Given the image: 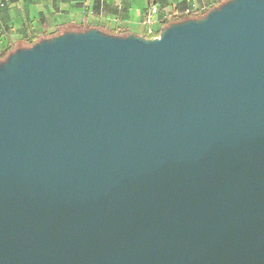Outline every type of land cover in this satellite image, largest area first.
Instances as JSON below:
<instances>
[{"label": "water", "instance_id": "obj_1", "mask_svg": "<svg viewBox=\"0 0 264 264\" xmlns=\"http://www.w3.org/2000/svg\"><path fill=\"white\" fill-rule=\"evenodd\" d=\"M0 264H264V0L10 53Z\"/></svg>", "mask_w": 264, "mask_h": 264}, {"label": "crops", "instance_id": "obj_2", "mask_svg": "<svg viewBox=\"0 0 264 264\" xmlns=\"http://www.w3.org/2000/svg\"><path fill=\"white\" fill-rule=\"evenodd\" d=\"M192 2L187 8L200 3ZM158 8L160 17L182 10L177 5ZM149 9L148 0H10L8 7L0 11V53L14 43H35L61 30L96 28L114 35L132 33L152 39L164 28V22L149 35L143 24Z\"/></svg>", "mask_w": 264, "mask_h": 264}, {"label": "built area", "instance_id": "obj_3", "mask_svg": "<svg viewBox=\"0 0 264 264\" xmlns=\"http://www.w3.org/2000/svg\"><path fill=\"white\" fill-rule=\"evenodd\" d=\"M9 1L10 0H0V11L5 10L8 7ZM205 10H207V8L194 5L191 8H186L185 10H176L175 12L165 13L160 17V10L158 6L151 4L143 24L147 28L148 34L153 35L155 27L161 22L171 21V19H174L175 17H186L193 13H203Z\"/></svg>", "mask_w": 264, "mask_h": 264}, {"label": "rangeland", "instance_id": "obj_4", "mask_svg": "<svg viewBox=\"0 0 264 264\" xmlns=\"http://www.w3.org/2000/svg\"><path fill=\"white\" fill-rule=\"evenodd\" d=\"M147 1V0H146ZM193 0H148V5H155V6H158V7H160V8H162V9H165V8H167V7H171V6H178V7H180V6H183V5H185L186 3H187V5L189 4H192L193 2H192ZM219 1H221V0H199V6L200 7H202V8H207L208 9V6H210V5H212L214 2H219ZM229 1V0H228ZM228 1H226V2H228ZM225 2V3H226ZM205 11H207V10H205ZM204 11V12H205ZM211 11V10H210ZM209 12V11H208ZM207 12V13H208ZM206 13V14H207ZM172 20H174V19H171V22H172ZM173 23V22H172ZM64 30H61V32H63ZM142 34L143 35H146V33L144 32V29H142ZM50 38H51V36H49ZM42 39H44L43 37H41L40 39H38L36 42H39L40 40H42ZM35 42V43H36ZM35 43H29V42H26V43H24V44H22V43H20V44H18V43H14V44H12L10 47H8L7 48V50H5L4 51V53L5 54H7V56L10 54V53H12V52H14V50H16V49H18L19 47H21V46H24V47H30V46H32L33 44H35ZM14 48V50H12ZM1 54V53H0ZM4 58V57H3ZM3 58H0V63H2L3 61H5V58L3 59Z\"/></svg>", "mask_w": 264, "mask_h": 264}, {"label": "trees", "instance_id": "obj_5", "mask_svg": "<svg viewBox=\"0 0 264 264\" xmlns=\"http://www.w3.org/2000/svg\"><path fill=\"white\" fill-rule=\"evenodd\" d=\"M226 1H228V0H221V1H219V2H214L212 5H210V6L208 7L207 11H205V12H203V13H193V14H191V15H189V16H186V17H175L174 20H172V22L175 23V22H180V21L189 20V19L202 18V17H204V16L206 15V13H207L208 11L213 10V9H215V8H218L219 6H221L222 4H224ZM187 6H188V5H183L182 7L180 6V8H182V10H185V9L187 8ZM178 10H179V9H178ZM172 22H171V21H166V22H164V27L168 26V25L171 24ZM88 29H90V28H88ZM88 29H80V30H72V31H74V32H84V31H86V30H88ZM65 32H67V31H63V32L59 31V32H58L57 34H55L54 36L61 35V34L65 33ZM108 34H110V33H108ZM159 34H160V33H157L156 37H158ZM112 35H114V34H112ZM127 35H128V34L118 35V36H127ZM51 37H53V36H51ZM43 38H44V39H48V38H50V37H43ZM20 48H25V47H24V46H21V47H19L18 49H20ZM12 50H14V48H13ZM16 50H17V49H16ZM16 50H14V51H16ZM3 57L6 59L8 56H7V54H5V53L3 52V53L0 54V58H3ZM4 58H3V59H4Z\"/></svg>", "mask_w": 264, "mask_h": 264}]
</instances>
